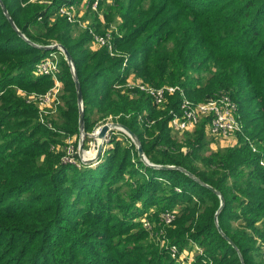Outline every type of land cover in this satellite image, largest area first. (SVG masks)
Listing matches in <instances>:
<instances>
[{
	"label": "trees",
	"instance_id": "16d2710c",
	"mask_svg": "<svg viewBox=\"0 0 264 264\" xmlns=\"http://www.w3.org/2000/svg\"><path fill=\"white\" fill-rule=\"evenodd\" d=\"M80 1L0 0V264H181L168 248L182 251L192 242L204 254L191 264H264L258 245L264 244V0H102L97 13L84 15L98 34L114 26V56L90 49L89 33L58 16L61 5ZM52 42L72 58L84 131L117 118L151 164L182 168L217 191L224 200L217 224L235 248L215 224V193L180 171L147 167L132 146L120 150L110 139L92 169L77 157L64 163V140L79 137L66 62H59L62 105L53 130L13 88L44 93L52 86L50 77L32 80L34 65L57 51L33 45ZM130 75L154 88L178 86L195 103L228 97L259 153L240 140L211 151L207 120L182 139L173 137L169 111L179 110V96H167L160 108L126 87ZM90 141L85 136L83 147ZM115 209L128 210L131 221L111 219Z\"/></svg>",
	"mask_w": 264,
	"mask_h": 264
},
{
	"label": "built area",
	"instance_id": "2783aa9c",
	"mask_svg": "<svg viewBox=\"0 0 264 264\" xmlns=\"http://www.w3.org/2000/svg\"><path fill=\"white\" fill-rule=\"evenodd\" d=\"M101 1L102 0H82L80 3H82L81 8L84 10L83 13L85 14L86 10H89L91 13H97ZM48 3L50 2L48 1ZM78 6L77 4L64 3L59 7L57 14L58 16L66 19L67 22L71 24H78L80 28L82 27L83 30H86L91 36V42L93 46H95L96 48H105L109 52L110 56L116 55L111 42V30L105 32L104 34H98L90 25V21L88 22V19L85 20L83 18V15L78 12ZM99 18L102 19V16L100 15ZM57 45L58 44L56 43H52L51 45H48L46 47L56 46V49L62 53V51L58 49ZM125 66V63L122 64L123 68ZM59 68L60 66H58V57L54 52L47 59H44L35 64V70L37 73H42V75H46L47 77H50L52 79L53 86H55L54 89H52L49 93L46 92L45 94H41L40 96L34 94L28 96L26 92H18V94L25 99L26 103L33 104L36 106V108H38L40 123L46 125V127L50 129H52V123L50 121L53 117H56V107L61 104L62 87L60 88L61 82L58 79ZM58 85L61 89V93L58 90ZM128 87L131 89H137L139 92L148 96L149 98H151L153 103L160 108H162L165 104L167 96L176 94L179 96V110L169 111L170 120L168 123V127L171 132L179 134L191 133L203 120H207L206 126L210 136L225 140L229 143L230 146H237L240 140L250 148L252 153H259V150L253 143V141L244 134V128L238 116L237 107L228 97L210 99L202 103H195L188 99L184 91L178 86H163L160 88H154L136 81L130 85L128 84ZM99 128L100 127H97L95 129V134L98 132ZM88 136L89 135H87V137ZM108 139L109 138L107 134L103 140L104 148L105 144H108ZM75 149L76 148H74V146L71 144V151H68L66 153L65 150L66 155L63 157L64 163L75 164L76 157L77 160L82 163L78 157V146L77 152H75ZM84 153L90 156H94L96 150H93L92 154L88 152ZM67 157H69L68 160ZM259 166L264 169V157H261V159L259 160ZM166 215H164L165 223L169 224L172 220V216L169 213H167ZM143 226L148 227V223L143 221ZM170 247L168 248V250L170 249ZM193 251H199L198 253H201V248L194 246ZM169 253L172 257L177 255L171 252ZM207 264H211V262H208Z\"/></svg>",
	"mask_w": 264,
	"mask_h": 264
},
{
	"label": "rangeland",
	"instance_id": "374dc122",
	"mask_svg": "<svg viewBox=\"0 0 264 264\" xmlns=\"http://www.w3.org/2000/svg\"><path fill=\"white\" fill-rule=\"evenodd\" d=\"M83 18H85V15H84V13H83ZM86 20V19H85ZM88 22H89V20H87ZM72 24H74V23H72ZM103 27V26H102ZM80 28V27H79ZM81 29H82V27H81ZM110 29L111 30H114V32L116 31V29L114 28V26H110ZM109 29V30H110ZM53 43V42H52ZM55 43V42H54ZM57 44V43H56ZM93 46V44H92V42L90 43V49H91V47ZM51 50H57V49H51ZM56 54H57V57H58V66H59V62H60V60L61 59H63L65 62H66V64H67V66L69 67V65H68V63H67V61H66V59H65V57H64V55H63V52L61 53L59 50H57L56 52H55ZM51 55H52V53H51ZM51 55H49L48 57H50ZM47 57V58H48ZM47 58H45V59H47ZM37 64V63H36ZM69 71H70V67H69ZM61 73V68H59V73L58 74H60ZM70 73H71V71H70ZM32 80H36V79H38V78H40V77H47L46 75H42V73H37L36 72V70H35V65H34V68H33V70H32ZM71 76H72V74H71ZM133 82H136V78L133 76V75H130L129 76V80H128V82L126 81V87H128V84L130 85V84H132ZM54 87L55 86H53V83H52V86L46 91L47 93H49L52 89H54ZM61 87H63L62 86V83H60V88ZM14 88V90L18 93V92H20V91H23V92H27V91H25V90H22V89H19V88H17V86H15V87H13ZM59 88V85H58V90L60 91V93H61V89ZM46 92H44V93H34V92H31V93H28L27 92V95L29 96V95H31V94H34V95H37V96H40L41 94H45ZM60 105H62V103L60 104ZM48 108V107H47ZM84 109V108H83ZM52 116H55V115H52ZM57 118L56 117H53L52 119H51V123H53L55 120H56ZM117 120V118H115V119H113V118H107L105 121H101V122H99V123H97V124H95L94 126H93V128H92V130L88 133V137L91 139V141L89 142V145H88V147L87 148H84L83 147V149H84V152H88V153H93V150H96V145H97V141L94 139V138H92V137H90V136H92V134H94V132H95V129L97 128V127H102L103 125H106V124H111V123H118V122H115ZM203 125H205V128L207 129V126H206V124L205 123H203ZM200 127V126H199ZM198 127V128H199ZM193 133V132H192ZM205 133H206V131H205ZM172 134H173V137H178V138H180V139H182L183 138V136L186 134V133H183V134H179V133H174V132H172ZM191 134V133H190ZM79 138H80V134H79V137H78V135L76 136V137H72V138H66L65 140H64V143H65V150H66V153L68 152V151H71V144H72V142L73 141H75L76 142V149H75V152H77V146H78V148H79ZM108 143H109V141H110V139H112V141H114V142H117L118 144H120L121 145V147H120V150L122 149V147H125V146H132L133 147V150H135L136 149V146H135V144L124 134V133H122V132H120V131H117V130H111L109 133H108ZM205 138L206 139H208V140H210V142H212L211 144H213V143H215L214 142V139H212V138H215V137H208L206 134H205ZM215 139H217V138H215ZM216 141V140H215ZM206 142H208V141H206ZM209 144V143H208ZM210 144V145H211ZM66 147H67V149H66ZM108 148H110V146H108V144L106 145L105 144V148H104V151L105 150H107ZM66 153H65V155H66ZM64 155V156H65ZM90 156V155H89ZM101 156H102V154H101ZM101 158V157H100ZM69 159V157H67V160ZM141 161V160H140ZM142 162V161H141ZM98 165V163H94L93 165H90V166H87L88 168H90V169H92V168H95L96 166ZM168 182H170V181H165V183H168ZM170 184H171V182H170ZM175 190H178V193H180V189H178V188H176ZM127 191V190H126ZM24 196H22V198L23 197H27L28 195H29V193H25V194H23ZM112 203L115 205V203L112 201ZM178 206V205H177ZM173 208H175V206L173 207ZM126 213V212H125ZM125 213L123 214L122 212H120V211H118L117 209H115V210H111V219H114V218H122L123 216V220H125V222H130L131 221V216H130V212L127 210V214L125 215ZM126 216V217H125ZM113 217V218H112ZM71 218V217H70ZM166 218H167V215H166ZM138 220V222H141L142 223V226H143V221H145V222H147L148 220H146L144 217H140V218H138L137 219ZM136 220V221H137ZM54 240V238L52 239V241ZM169 244V241L168 240H161V246H164V248L165 249H167V245ZM258 245H260V247H261V250H262V252H264V246H263V243H260L259 241H258ZM170 246H172V247H170V249H169V251H168V254H169V256H170V258L172 259V260H174V261H176V262H178V263H181V264H191L196 258V256H202L203 254H204V251L201 249V253H198L199 251H197V252H194L193 251V249H194V246H197V247H199L198 246V244L197 243H191L190 244V246H187V247H184L183 249H182V251H179V248H178V246H176V245H170ZM169 252H171V253H174V254H177L176 256H174V257H172L171 255H170V253ZM208 262H211L210 260L209 261H202L201 263L202 264H207ZM211 264H213L212 262H211Z\"/></svg>",
	"mask_w": 264,
	"mask_h": 264
},
{
	"label": "water",
	"instance_id": "95a60500",
	"mask_svg": "<svg viewBox=\"0 0 264 264\" xmlns=\"http://www.w3.org/2000/svg\"><path fill=\"white\" fill-rule=\"evenodd\" d=\"M3 9V13L5 14V16L7 17V19L9 20L10 24L12 25V27L16 30V32L19 34V36L24 39L25 41H28V39H26V37L21 34L17 28L15 27L14 23L12 22V20L10 19V17L7 14V11L4 7H2ZM34 47H37L39 49H43V50H51V49H56V46L53 47H40V46H36L33 45ZM58 49H60L63 52V55L70 67V71L72 74V79L75 83V88H76V100H77V107H78V111H79V134H80V138H79V148H78V157L80 159V161L82 162L83 165L85 166H90L93 165L94 163H97L101 157V154L104 152V137L111 131V130H117L120 131L122 133H124L136 146V151H137V155L139 157V159L149 168L152 169H156V170H166V171H171V170H177L182 172L183 174H185L187 177H189L190 179H192L193 181L197 182L198 184H200L203 187L208 188L209 190H211L213 193H215L219 200H220V205L218 208V211L215 214V224L218 228V231L222 234L220 228L218 227L217 224V217L219 212L222 210L223 206H224V200L222 198V196L215 190H213L211 187H209L206 184H203L201 181H199L198 179L194 178L190 173H188L187 171H185L182 168L179 167H174V166H161V165H154L151 164L145 157L142 148L140 146L139 140L137 139V137L125 126L119 124V123H111V124H106L103 125L101 128H99L98 132H99V138H101L100 141H97L96 138V134H92V138H94L97 141V145H96V153L94 154V156H88L87 158H84V149H83V142H84V138L85 136H87L88 134L84 131V114H83V102H82V94H81V89H80V85L78 83L77 77H76V73H75V69H74V65H73V61L72 58L70 56V54L68 53V51L61 45H57ZM97 132V133H98ZM223 238L232 246L234 247V245L232 244V242L222 234ZM235 248V247H234Z\"/></svg>",
	"mask_w": 264,
	"mask_h": 264
},
{
	"label": "crops",
	"instance_id": "0c3cea01",
	"mask_svg": "<svg viewBox=\"0 0 264 264\" xmlns=\"http://www.w3.org/2000/svg\"><path fill=\"white\" fill-rule=\"evenodd\" d=\"M81 2V1H80ZM77 3V6H78V12H80V14L81 15H83V12H84V10L81 8V4L82 3ZM85 19V18H84ZM205 131H206V135L209 137L210 135H209V133H208V129H206L205 128ZM210 137H212V136H210ZM212 139H214V142L215 143H213V144H211L212 142H210V140H208V139H206V141H208L207 143H209L208 144V147H209V149L211 150V151H218V150H221V149H223V148H226V147H229L230 145H229V143L227 142V141H225V140H221V139H219V138H217V139H215V138H212ZM216 140V141H215ZM211 144V145H210Z\"/></svg>",
	"mask_w": 264,
	"mask_h": 264
},
{
	"label": "bare ground",
	"instance_id": "6f19581e",
	"mask_svg": "<svg viewBox=\"0 0 264 264\" xmlns=\"http://www.w3.org/2000/svg\"><path fill=\"white\" fill-rule=\"evenodd\" d=\"M96 138H97V141H100L101 140V138H99V132L96 133ZM88 156H89L88 154H85L84 153V158H87Z\"/></svg>",
	"mask_w": 264,
	"mask_h": 264
}]
</instances>
